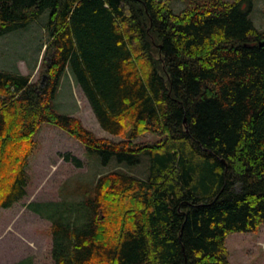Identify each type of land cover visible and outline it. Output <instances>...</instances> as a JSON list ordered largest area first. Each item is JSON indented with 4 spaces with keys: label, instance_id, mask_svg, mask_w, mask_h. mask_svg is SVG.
<instances>
[{
    "label": "trees",
    "instance_id": "1",
    "mask_svg": "<svg viewBox=\"0 0 264 264\" xmlns=\"http://www.w3.org/2000/svg\"><path fill=\"white\" fill-rule=\"evenodd\" d=\"M189 4L175 13L170 0H0V35L48 13L45 83L0 70V206L27 194L43 122L104 164L149 157L147 177L101 174L76 213L52 221L55 264H232L226 236L264 223V33L252 0ZM67 68L122 140L56 111ZM147 131L162 138L133 142Z\"/></svg>",
    "mask_w": 264,
    "mask_h": 264
},
{
    "label": "rangeland",
    "instance_id": "2",
    "mask_svg": "<svg viewBox=\"0 0 264 264\" xmlns=\"http://www.w3.org/2000/svg\"><path fill=\"white\" fill-rule=\"evenodd\" d=\"M191 1L170 0V6L179 13ZM252 2L249 17L264 33V0ZM47 16L44 12L27 27L0 35V70L28 75L37 86L45 83L44 80L41 84L43 75L46 76ZM53 106L57 112L80 119L97 137L122 140L121 136L100 126L68 68L60 78ZM161 138L160 134L147 131L133 142L153 143ZM32 143L26 166L27 194L11 207L0 206V264H55L51 233L54 219L64 220L76 213L79 201L90 193L101 174L120 170L145 178L149 172L147 155H141L140 162L134 165L120 163L115 156L104 164L99 155L88 152L80 140L49 122L40 124L32 136ZM68 153L78 157L82 165L76 166L66 160ZM83 218L76 219V224L83 222ZM225 243L232 264H264V223L256 231L228 234Z\"/></svg>",
    "mask_w": 264,
    "mask_h": 264
},
{
    "label": "water",
    "instance_id": "3",
    "mask_svg": "<svg viewBox=\"0 0 264 264\" xmlns=\"http://www.w3.org/2000/svg\"><path fill=\"white\" fill-rule=\"evenodd\" d=\"M258 45H259L260 47H264V39L259 40V41H258ZM44 80H46V76H45V75H43V77H42L41 84L44 83Z\"/></svg>",
    "mask_w": 264,
    "mask_h": 264
}]
</instances>
